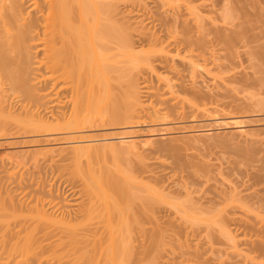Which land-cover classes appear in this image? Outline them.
I'll use <instances>...</instances> for the list:
<instances>
[{"label":"bare ground","instance_id":"1","mask_svg":"<svg viewBox=\"0 0 264 264\" xmlns=\"http://www.w3.org/2000/svg\"><path fill=\"white\" fill-rule=\"evenodd\" d=\"M151 1L159 11L174 2L0 0V143L52 137L37 150L20 148L0 155L6 181L4 191H0V264H161L156 255L161 248L160 236L152 238L154 250L149 249L154 255L143 244L141 250L138 242H127V236L132 224L138 231L134 229V233L141 235L144 225L140 223L145 217L139 223V215L150 214L149 223L157 226L155 209L162 206L180 216L167 223L171 227L183 223L215 226L234 248L238 243L256 241L252 236L255 224L237 216L236 202L218 213L203 209L188 194L170 198L166 189L153 188V184L144 187V182L141 186L142 181L114 164L116 161L111 170L103 161L118 154L141 156L152 148L154 135L140 137L144 133L140 128L173 132L181 130L180 125L188 120L194 124L205 119L224 134L247 139L251 134L241 126L239 112H264V100L254 96L231 99L226 97L228 93L203 92L208 86L199 83L202 78L196 76L205 75L219 87L229 83L252 86L248 76H223L233 72L237 50L249 45L243 40L245 32L221 35L216 29L214 40L208 42L199 25H188L178 10L170 15L166 10V17L158 10L153 12L148 6ZM256 54L264 56L261 51ZM220 60L227 65L216 64ZM231 111L236 113L231 115ZM105 124L126 133L134 131L116 138L86 134L94 125ZM210 131L184 133L190 141H197L203 136L213 138ZM29 156L34 166L39 164V156L43 160L55 156L60 161L85 160V169L76 164L74 172L80 181L75 209L40 177L14 173L16 163ZM100 159L101 163L94 165ZM145 162L139 169L152 180L156 171ZM74 187L69 190L71 195ZM129 211L139 213L138 219L126 215ZM231 224L237 225L234 232L227 229Z\"/></svg>","mask_w":264,"mask_h":264},{"label":"rangeland","instance_id":"2","mask_svg":"<svg viewBox=\"0 0 264 264\" xmlns=\"http://www.w3.org/2000/svg\"><path fill=\"white\" fill-rule=\"evenodd\" d=\"M173 1L174 2L171 3L169 8L166 7L165 10L162 9L163 11L161 9V11H159L156 7V4L152 3V1L148 6L153 12L158 10V13H163V15L166 13V10L167 12L170 10L168 12L169 15L172 11L177 12L178 10L180 12L179 14L183 16L182 20L187 19L186 22H188V25L191 24L192 26L194 23L199 25L198 27L200 30L199 32H201L200 34L203 32L202 37L206 36L205 41L209 42L210 40H214V31L216 29H220L219 31L223 32H219L221 35H224V33L230 34L231 32L236 31L239 33L240 31L245 32L246 36H244L246 38L244 37L245 39L243 38V40L249 41L247 48L237 50L239 55L238 58L234 60L233 72L224 74L223 76L230 77L233 76V73H236L235 77L238 79L248 76L251 79V82H249L252 84V86L244 88L243 84L241 83H229L228 85L225 84L224 87L221 85L222 82H219V85L223 86L222 88L221 86L219 87L217 85L218 82L213 83L210 81L209 77L207 78L205 75L197 74L196 76H200L202 79L203 76L206 77L202 82H200L202 79L199 80V83L201 84L204 82L203 86H208V88L203 90V92H221L222 95L224 93H228L229 96H226L228 98L233 97L244 99L249 96H254L255 99L264 100V61L262 60L264 59V56L263 58H260V56L256 54V52L260 51L262 55L264 53V0ZM175 4L179 6L177 7ZM189 6L192 9H190ZM191 6H194L195 9L198 8V11L193 9ZM191 12H194L197 16L199 15L202 17H197ZM160 16L162 17V15ZM195 17L197 18L195 19ZM194 19L195 21H192ZM200 26L203 27L204 31H201ZM161 28L158 26L157 30L160 29L161 31ZM212 32H214V35ZM218 63H224L227 65V63L222 60L216 62V64ZM210 68L211 67L209 66L206 69ZM200 78L196 79L198 80ZM207 79L209 80L208 82ZM231 99H226L225 102L229 103ZM228 113H231L232 115V113L236 112L231 111ZM239 114V116L242 115L243 117L241 126H243L244 129L251 134L250 137H247V139H244L243 137L241 139L240 136L238 137L237 134L233 135V133L224 134L222 130L212 128L208 123L209 121L205 119L197 120V123L194 124L189 123L188 120L184 121L182 125H180L181 130L173 132L168 131L170 133H158L156 131L152 132V129L147 130L146 128H140L141 133H143L142 130H144V133L140 134L141 136L139 135L140 137L154 135L153 137L155 138V141H153L154 144H152V148H148L149 150L146 149L141 156L126 157L121 154L120 157L118 154V156H108L102 160L106 166L108 165L110 170L112 167H114L113 162L116 161L114 164L116 163L120 168L122 167V169L130 173V175L133 173L132 176L134 178H139L137 180L139 182L140 180L142 181L140 184H143L144 182V187H151V184H153V188L161 187L163 190L166 189V193L170 195V198H176L178 196L176 194H179L182 197L189 195L192 201L196 204L198 203L199 206L201 205L200 207L203 209H211L212 211L218 213L222 212L229 203L234 204V202H236L233 206L238 207L236 213L237 216L243 220L247 218L249 222L252 220L250 223L255 224V228H252L255 231L254 233H251L254 234L252 235L254 238H252L256 241L252 243L247 242V244L238 243L236 245V248L237 246L238 248L236 249L229 241H226L227 237H224L225 235L223 234V236L221 234L223 233L222 229L215 226L212 228H207L205 226L197 227L193 225L192 227V225L189 223H183L182 225H175V227H173V225L172 228L167 223L170 220L179 219L180 216L177 215V212L173 211V209L170 210V208L162 206L158 209H155L154 214L157 219V226H160V229L157 228V226L154 225L152 221L149 223V216H151L150 214H148V217L146 215H143L142 217L139 215V223L141 220L143 221V218L145 217L143 223H140L141 225H144H142V236L139 233H134L135 228L134 224H132L133 230L131 226L130 228L132 231H129L127 242H129L128 239L130 242H135V244L138 242L137 244L140 245L137 246H141V250L143 247L145 249L147 246L146 251H152L150 253L154 255V248L151 247L153 246L151 242L154 241L153 239H155L156 236L157 238L160 236L161 238L159 239L161 242L158 243H161V248L158 250L156 255H158V263L161 264H264V112H259L255 109L251 111H240ZM182 127L186 129L183 131L184 128ZM208 129L211 130L210 132L215 134L213 138L203 136V138L201 137L200 140L196 141L192 139V141H190L187 136L188 134L184 133L188 131L201 133ZM133 131L134 130L127 131L126 133V131L124 132V130L122 131L121 129L109 128L105 124L103 126L94 125L86 134L96 136L98 138L102 136L107 137V135L109 138H116L121 136L123 133L128 134ZM187 138L189 140H187ZM50 139H52V137H31L19 140L8 139V141L0 143V155L5 154L7 151H18L20 148H26L29 151H34L39 147L44 146V144H46L44 141ZM169 139H171V143ZM168 144L170 145L167 147H171L172 150H169L166 146L164 147V145ZM50 145H52V143H50ZM164 148H167L169 151H165ZM121 153L123 152L121 151ZM249 156H252L251 159ZM142 157L144 162L146 159L145 164L149 166L151 165L150 168L156 171V174L150 177L152 178V180L149 179L150 181L147 179L148 177H146V175L144 176V174L141 172L142 170H140L141 165L144 163L143 161L141 163ZM248 157L249 160L247 159ZM42 158L44 157H38L40 162H38L39 164H36V166L32 164L33 158L30 156L23 160H19L16 163L14 173H16L18 176L21 174H23V176H27L26 174H33L36 177H40L45 185H52V190L59 193L60 197H65L66 199L68 198L67 200L70 201L69 204H71L70 206H72V208H74L73 206H77L79 202V193L77 192L80 189V185H78L80 184V181L78 182L79 179L76 178L77 176L74 175V172L76 164L81 170L85 169V160L81 159L78 162H75L73 159L60 161L58 160L57 156H55V158L52 160L50 158L43 160ZM102 160L100 159L99 161L94 162V165L97 163L100 164ZM1 172L2 171L0 170V191H4L3 188H5L4 184L6 181L4 180V175ZM157 183H159V186ZM73 186L76 188L73 189L77 195H71L69 193V190ZM138 189L143 191L139 187ZM72 208L70 207V209ZM136 214L138 215L139 213L134 214L131 211L126 213V215H131L134 217L137 216ZM139 216H137V219ZM152 223L154 226H152ZM227 229L234 232L237 229V225L231 224L227 227ZM135 232L138 231L135 229ZM154 232L156 234H154ZM137 234L139 235L137 236ZM135 235L136 237H134ZM149 248H152L153 250Z\"/></svg>","mask_w":264,"mask_h":264}]
</instances>
